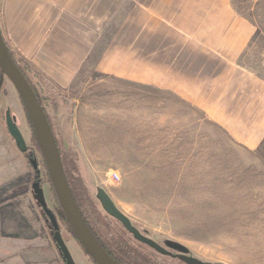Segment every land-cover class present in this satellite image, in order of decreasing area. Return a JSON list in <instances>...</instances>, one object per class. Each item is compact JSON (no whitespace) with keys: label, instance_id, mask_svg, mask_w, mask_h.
<instances>
[{"label":"rangeland","instance_id":"1","mask_svg":"<svg viewBox=\"0 0 264 264\" xmlns=\"http://www.w3.org/2000/svg\"><path fill=\"white\" fill-rule=\"evenodd\" d=\"M232 1L257 31L241 65L264 80V0ZM39 77L30 82L66 170H74L84 185L81 206L94 228L108 232L100 224L106 218L125 231L102 209V192L132 227L169 253L158 257L160 264H180L172 257L180 252L206 264H264V141L254 151L245 149L220 127L207 124L200 112L153 89L84 78L83 73L67 88ZM6 111L29 149L22 154L29 168L26 185L54 246V263L65 264L43 204L73 263L94 264L66 230L27 113L0 71V137L12 146ZM113 172L119 181L110 179ZM103 234L118 250L119 234ZM123 240L142 248L126 231Z\"/></svg>","mask_w":264,"mask_h":264},{"label":"crops","instance_id":"2","mask_svg":"<svg viewBox=\"0 0 264 264\" xmlns=\"http://www.w3.org/2000/svg\"><path fill=\"white\" fill-rule=\"evenodd\" d=\"M0 33L61 87L80 73L127 82L200 112L245 149L264 141V80L241 65L257 31L232 0H0ZM28 174L0 137V264H55Z\"/></svg>","mask_w":264,"mask_h":264},{"label":"water","instance_id":"3","mask_svg":"<svg viewBox=\"0 0 264 264\" xmlns=\"http://www.w3.org/2000/svg\"><path fill=\"white\" fill-rule=\"evenodd\" d=\"M0 71L14 87L27 113L56 199L74 238L82 247L85 254L94 262V264H118L98 244L90 230L87 228L69 190L61 165L59 153L42 108L39 105L32 89L11 59L1 33ZM5 127L7 133L19 152L21 154L26 153L28 147L26 146L24 138L16 125L15 119L11 117L9 111L5 112ZM100 199L104 212L119 222L124 230L130 234L135 241L146 245L158 253H164V251L156 243L147 237H144L134 227H132L128 219H126L124 215H122L115 208L109 198L102 192H100ZM42 210L50 221L51 227L54 230L53 240L60 251L64 263L74 264L66 246L64 245L61 234L58 231V226L54 220L53 214L46 209L44 204L42 205ZM181 259L186 264H206L192 258L183 257Z\"/></svg>","mask_w":264,"mask_h":264},{"label":"trees","instance_id":"4","mask_svg":"<svg viewBox=\"0 0 264 264\" xmlns=\"http://www.w3.org/2000/svg\"><path fill=\"white\" fill-rule=\"evenodd\" d=\"M5 45L7 47L6 42H5ZM7 50H8V53H9L11 59L13 60L14 64L17 66L18 70L20 71V73L22 74V76L24 77V79L26 80V82L28 83L30 88L32 89L34 95L36 96V98L38 100L39 105L42 108V111H43V113L45 115V118L47 120V123H48V125L50 127L51 133L53 135V138H54V141H55L58 153H59L61 165H62V168H63V172H64V175H65L69 190L71 192V195H72V197H73V199L75 201V204H76V206H77V208H78V210H79V212H80V214H81V216H82L87 228L90 230V232L93 235L94 239L106 251V253L118 264H150L149 261H147V259H142L140 254H138L135 251L134 246L132 248V244L128 240H123L125 231L123 232V230L118 229V227L116 228V226H114V224H111L106 218L105 219H100V221H102V222H100V224L108 232H100V230H97L96 228H94L92 226V224L89 222V220L87 219V217H86V215H85V213L83 211V206H81L82 198H83L84 185H83L81 179L78 176L74 175V173H73V172H75L74 170H72V169L66 170V168L64 166V163H63V160H62V157H61V153H60L58 145L56 143V139H55L54 134H53L52 125H51V123H50V121L48 119V116L46 114V110H45V108H44V106H43V104H42V102H41V100L39 98V95H38L37 90H36V86L32 85V83L30 82L31 78H33V77L34 78H40V77L34 70H32L30 67H28V65L25 62H23L20 59H18L8 49V47H7ZM32 142H33L35 148L37 149V152H38L39 156L41 157V163H42V167H43L44 178H45L46 182L51 186V190L54 192V190L52 188V185H51L50 178L48 176V173H47V170H46V167H45V164H44V161L42 159V155L40 153V150H39L38 144L36 142V139L34 137V134H33ZM28 150H27L26 153H24V155H26L28 153ZM29 165L31 166V164H29ZM33 169L35 170L34 166H33ZM54 195H55V193H54ZM55 198H56V196H55ZM56 202L58 204L57 199H56ZM40 208H42V207H40ZM60 216H61V219L63 220V222H64V224L66 226V230L73 236V234H72V232H71V230H70V228H69V226H68V224L66 222V219L63 216L62 212L60 213ZM54 220H55V218H54ZM55 222H56V220H55ZM116 223L119 226L121 225L117 221H116ZM121 229H124V228L121 227ZM49 230L53 231L52 228H49ZM115 232H116V234H119L120 241L122 240L121 245H119V246L116 245L118 247V250H115L114 248H112L113 246H112L110 240L107 242V240H105L106 238H104V237H107V236L103 234V233H109V235H112V234L115 235ZM73 238H74V236H73ZM81 249H82V247H81ZM82 251H83V249H82ZM84 254H85V252H84Z\"/></svg>","mask_w":264,"mask_h":264},{"label":"flooded vegetation","instance_id":"5","mask_svg":"<svg viewBox=\"0 0 264 264\" xmlns=\"http://www.w3.org/2000/svg\"><path fill=\"white\" fill-rule=\"evenodd\" d=\"M48 219V218H47ZM49 221V220H48ZM50 222V221H49ZM51 226V223H50ZM130 235V234H129ZM132 237V236H131ZM133 238V237H132ZM137 242V241H136ZM139 245H141L142 248H137L135 249V251L140 254V256L142 257V259H147V261H149L150 264H160L158 261L160 260L158 257H169V253L162 249L160 246V248L164 251V253H158L156 251H154L153 249L147 247L146 245H143L139 242H137ZM144 246V248H143ZM147 247V248H146ZM177 250V249H176ZM176 252H179V250H177ZM181 254H179L180 256H172L173 258L177 259L179 261L180 264H186L185 262L182 261L181 258L185 257L183 256L182 252H180ZM163 264V263H161Z\"/></svg>","mask_w":264,"mask_h":264},{"label":"built area","instance_id":"6","mask_svg":"<svg viewBox=\"0 0 264 264\" xmlns=\"http://www.w3.org/2000/svg\"><path fill=\"white\" fill-rule=\"evenodd\" d=\"M114 180L118 181V177L116 175L112 176Z\"/></svg>","mask_w":264,"mask_h":264}]
</instances>
